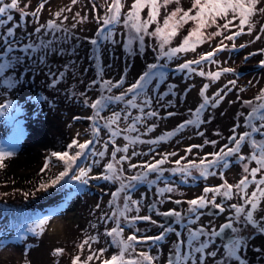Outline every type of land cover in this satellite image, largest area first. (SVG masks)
<instances>
[{"label": "rangeland", "instance_id": "rangeland-1", "mask_svg": "<svg viewBox=\"0 0 264 264\" xmlns=\"http://www.w3.org/2000/svg\"><path fill=\"white\" fill-rule=\"evenodd\" d=\"M5 2H10V0H5ZM41 3H44L45 7L39 12L38 20L29 16L27 21H25L21 19L19 12L15 10L12 12L14 23L26 24V27L17 28L16 38L22 42L31 43L35 40L38 43L34 29L40 24H46L50 19H56L57 23L62 25L61 31L49 34L42 29L41 35L46 40L53 39L54 36L58 37V47H63L65 51L63 54H49L45 63H40L38 60L33 61L32 59L26 61L24 67L30 71L17 69L16 74L20 76V84L14 90L9 89L7 94L0 95V101L14 99L22 108V111L18 114L22 128V134H19L18 140L15 138L16 134L12 126L5 123L4 118H0V138L2 136L8 138L3 145L8 147L9 142L14 143L16 153L11 157L12 160L4 161L3 166H0V226L8 227V243L3 248H0V264H72L75 256L80 255L81 259H85L90 254L91 250L87 245H85L83 250L80 249L79 245L91 235L99 233V242L92 243V250L108 248L109 238L104 236L103 233L106 228L110 229L114 226L112 223L105 224L104 221L99 219L104 213L111 212L109 201L111 193L117 187L112 182L103 179H93L87 186H83L82 191L76 192L68 199H64L63 195L66 194L65 192L68 188H76V182L65 184L62 181L61 185L50 188L47 192L39 190V185L42 182L50 181L60 171H63L62 162L55 157H51L52 152L66 150L67 145L74 138H78L80 142L93 138L91 122L87 119L77 120L74 117H86L92 114L91 109L83 106L82 98L78 95L80 92L86 91L90 102L97 98L100 92L99 83L94 87H88L90 81L99 80V68L95 59H89L94 46L86 38L94 36L98 28L95 18L97 15L103 16L105 14L111 0H77L75 4L72 0H19L20 8L27 12L34 11ZM122 3L124 4L123 12H127L133 0H122ZM192 3L193 0H180L179 5L171 3L166 10L162 8L161 25L164 16L168 12L178 6L187 10ZM261 7H264V0H260L257 5V8ZM58 11L61 12L60 17L55 16ZM147 11L145 9L142 13L143 18L147 17ZM85 17L86 19H84ZM228 18H231V14ZM252 22L255 24L252 33L247 34V27H245V34L238 37L241 40L248 41V48L240 51L228 48L216 54L214 60L212 57L211 60L205 61L204 64L201 63L197 67L193 65L192 67L197 69L196 72H188L187 70L180 72L177 70V65L188 60L199 59L201 55L212 49L218 41L226 40L224 36L238 29L232 28L230 31H224L223 35L212 36V33L218 30L217 25L213 24L204 30L205 42L199 44L194 52L179 53L171 61L165 58L164 63L173 67L176 66V68L167 70L170 74L169 79L165 84L159 86L157 92L151 94L155 97L159 91H167L168 84H174L176 85L175 95L170 94L160 102H156L154 99L152 108L159 112V116L146 118V124H139V132L132 133V135H140L141 139L147 141L156 139L160 135L175 129L179 123L190 118L189 109H195L202 102L200 91L204 84H209L206 93L209 97H212L218 90L223 89L224 91L221 92V95H224V99L219 106L208 107L203 114L208 122L198 128L189 126L175 136L156 144L144 143L137 144L135 147L130 146L129 155H131L132 151L144 153V155L132 156L131 163L154 162V159H159L165 153L175 152L177 155L169 156V162L163 165L164 168L169 169L176 167L173 162L181 157L185 158L181 161L182 164L190 160L198 162L207 153L218 151L223 145L230 143L228 138L233 135L234 124L240 123L243 125L244 123V117L240 116L239 113H247L250 110L243 105L242 101L254 99L264 89V66L261 67L260 64L263 59V51L261 50H264V33L260 31L261 26H264V14L257 13L252 18ZM217 23L223 25L225 21L219 19ZM234 23L238 24V20ZM12 25L13 22H10L5 26V29H0V31H4L6 27H11ZM193 27V22L183 25L178 30V34L172 39L170 46H179ZM63 29H67L68 32H64ZM154 29L155 24L150 27L149 31H154ZM115 31L117 38L120 39V35L126 33L127 29L124 28L123 24H120L115 26ZM28 33L32 34L31 40L27 35ZM257 35L260 36L258 40L256 39ZM66 36H68L67 39H65ZM101 43L104 45L102 57L104 78L116 81L123 76L125 77L124 88L135 82L139 75L146 70L148 64L156 62L158 55L154 51L159 44L155 37L146 36L145 44L142 48L137 41L134 44V52L131 54L123 47V40L115 45L109 42ZM73 49H75V52H73ZM66 64L69 66L74 64L75 66L65 71ZM223 67L232 68L234 72L223 73L215 81L207 76L201 77L198 74L200 69L207 73L208 71H218ZM235 69L240 70L241 73L235 71ZM60 71H65L63 80L54 87L50 86L53 77L49 75V72L59 73ZM16 74H13V78H15ZM231 80H235L236 84H229L228 82ZM2 87L0 86V88ZM242 89L243 91H241ZM73 92L77 93L76 97L72 96ZM118 92V89H113V93L118 94ZM41 96L46 97V101L36 99V97ZM168 100L173 101V103L164 106ZM123 107H125L123 104H112L110 110L106 109L102 115H110L111 110H121ZM148 110L145 109V111ZM131 111L133 115L138 114L137 110ZM168 111L175 112L177 115L169 117L167 116ZM130 122L122 120L121 127ZM153 123L156 128L148 132L147 127ZM245 130V127L242 126L237 129V132L242 133ZM198 132H203L204 135H198ZM106 139V130L102 128L100 133L101 143L93 146L97 150H102V143ZM205 140H215L217 144H205ZM125 143L123 136L117 138L119 146H123ZM192 145H202L203 147L193 148L191 153L187 152L186 149ZM111 150L112 147L110 145L109 154L103 159L92 157L89 154L87 160L78 162V165H91L92 172L90 175L96 176L104 172L103 166L110 161ZM242 151L247 155L251 150L249 146L245 145ZM122 154L119 153L118 157ZM28 157L33 158L32 167L29 169H33L37 175L34 182H25L29 179L26 177L28 176L26 175L27 169L26 167L18 166L20 160ZM46 158H50V160ZM93 159L99 160V163L93 164ZM15 161L18 162L16 166ZM46 162L49 164L47 169L44 168ZM127 163L125 162L124 164L125 168H127ZM255 166L254 162L249 165L250 168ZM138 170L127 169L129 173ZM212 171L217 172V174L210 175L202 180L197 178L198 175L194 171L193 176L195 179L190 178L187 182L181 181L180 174L166 171L156 185H138L132 195L133 198L137 199L142 196L145 197L142 200L144 207H142L140 215L152 214L153 219L160 222L165 221V217L156 215L147 207L154 200L160 199L156 193L157 187H163L165 184L177 186L176 191L165 194L166 197L171 196V200L166 199L164 204L158 205L161 211L173 208L186 211L188 208L186 201L201 195L205 187L220 185L224 180L231 184H236L245 175L243 163H236L234 157L229 169H212ZM221 171L223 176L219 174ZM168 175H173V177L168 178ZM261 175H264V171L259 173L257 178L259 179ZM249 179H251L250 176ZM254 189L255 185H250L249 193ZM25 192L29 193L27 198L24 196ZM176 199L184 201V203L177 205L174 203ZM217 202H222L220 197L217 198ZM239 202H241L239 197H234L232 201H223L226 207L230 203ZM97 204L100 205L99 208H97ZM23 206H27L28 210L36 206L37 210L33 211L34 219L54 213L43 234L38 236L29 234L27 239L24 240L15 238V230L11 228V224L19 222L15 219L18 213L11 210ZM261 207L264 208V201L261 202ZM9 211L10 213H8ZM215 212L217 210L211 207L205 209V214L201 217L199 224L208 225V222L212 221L218 227L225 222L228 212L226 211L220 215L210 214ZM131 215H135V213L133 212ZM260 215H264V212L260 213ZM93 225H96V227L94 228ZM196 226L198 225H193V227ZM135 229H139L138 235L154 236L161 231L156 225L146 221H137ZM135 229H129L125 226V236L131 234V231ZM181 231H184V229L181 228ZM248 232L251 235L246 237L248 244L242 253L246 264H264V235L254 232L251 228L248 229ZM184 235L186 236L187 233L184 232ZM175 239L174 234H169L166 241H162L158 246L150 249L151 254L158 257L155 264H166L169 251L172 248V242ZM222 241V239L216 241L214 247H220ZM149 244L151 242L138 245L137 251L149 250ZM57 248H63L65 250L64 253L54 255L53 253ZM115 251V248H108V251L104 253L101 259L110 258ZM90 264H101V260L94 259ZM206 264H213L212 259L209 258Z\"/></svg>", "mask_w": 264, "mask_h": 264}, {"label": "snow or ice", "instance_id": "snow-or-ice-1", "mask_svg": "<svg viewBox=\"0 0 264 264\" xmlns=\"http://www.w3.org/2000/svg\"><path fill=\"white\" fill-rule=\"evenodd\" d=\"M75 4L77 0H72ZM260 0H193L191 7L184 10L182 7H176L171 12H168L160 22L161 9H167L171 3L179 5L180 0H133L127 12H123L124 4L122 0H111L107 6L103 16H96L98 28L93 37H88L90 44L94 46L92 55L89 59H95L97 67L99 68V80H92L88 87H94L99 83L100 92L97 98L91 100L87 96V92H80L78 95L82 98L81 102L84 107L92 110V114L86 117H74V119H87L91 122L92 139H86L80 142L78 138H74L71 143L67 145L64 151H54L51 157H55L62 162L63 171H60L53 179L48 182H42L39 185V190L47 192L50 188L65 184L76 182V192L83 190V186H87L93 179H103L117 185L115 191L111 193L109 206L110 213H104L99 219L105 224L112 223L114 226L110 229L106 228L104 236L109 238L108 248H115L116 251L110 258L101 259L108 248H101L92 250V243L99 242V233L87 237L80 245L83 250L85 245L91 250L90 254L81 259L80 255L73 258L72 264H90L94 259L101 260V264H155L158 257L151 254L149 250L137 251V246L140 244L151 242V246H158L160 242L166 241L169 234H174L176 239L172 242V248L166 264H206V261L211 258L213 264H246L243 256V250L248 244L246 237H250L248 229L251 228L254 232L264 235V208L261 207V202L264 201V175L259 179L258 174L264 171V89L260 91L254 99L243 100V105L250 110L247 113H239L244 117L243 125L236 123L233 126V135L230 136L229 144L223 145L219 151L207 153L203 158L197 161H188L181 163L184 157L175 160L173 163L176 167L166 169L163 167L169 162V156L177 155L173 153H165L159 159H154V162H143L141 164L131 163L132 156L144 155V153L132 151L129 155V148L135 147L137 144H156L165 141L168 138L175 136L178 132H182L189 126L199 127L207 123L203 114L209 106L217 107L224 99L221 95L223 89L218 90L212 97L206 93L209 84H204L200 97L202 102L198 104L195 109H189L190 118L179 123L175 129L165 134L160 135L156 139L143 140L140 135H132L138 133L139 124H146V118L158 117L159 112L152 108L153 100L156 102L163 101L166 96L175 95L176 85L168 84L167 91H159L158 95L153 97L151 93L157 92L161 84H165L169 79V72L167 71L168 64L163 61L167 58L171 61L179 53L195 51L199 44L205 42L204 30L216 24L218 30L212 33V36L223 35L224 31H230L232 28L238 29L231 33V35L224 36V39L234 41L240 35L245 34V27H247V34H251L255 28L252 18L257 13L264 14V7L257 8ZM27 7V5H25ZM45 7L41 3L34 11L27 12L20 8L19 0H0V29H5V26L13 22L11 27H6V30L0 31V95L8 93L9 89H16L20 84V76L17 69L22 71H30L24 67L25 62L29 59L33 61L38 60L40 63H45L49 54H63L65 49L58 47V37L53 39H44L41 35L42 29L49 34H55L62 29V25L57 23L56 19H50L46 24H40L34 29L38 43L22 42L16 38L17 28L26 27L14 23V16L12 12L15 10L20 13L21 19L27 21L29 16L38 20L39 12ZM147 9V17L143 18L142 13ZM231 18L229 19V15ZM79 15V13H77ZM56 17L61 16V12L55 13ZM67 19V17H65ZM86 19V17L84 18ZM223 19L225 23L219 25L217 21ZM238 20V24L234 23ZM188 22H193L194 27L189 31L188 35L184 37L179 46L172 47L171 41L178 34V30ZM123 24L127 29L126 33L117 38L115 26ZM155 24L154 31H149L150 27ZM75 27V25H73ZM68 32L67 29H63ZM260 31L264 33V26H261ZM29 39H32V34H27ZM155 37L158 41V47L154 49L158 53L156 62L150 63L146 66L135 82L131 83L127 88H124L125 77L113 81L104 78L103 67V47L101 42H109L112 45L124 41L125 47L131 54L134 52V44L138 41L139 45L144 46L145 37ZM68 36L65 37L67 39ZM210 39V37H208ZM256 39H260L257 35ZM246 45H241L245 47ZM227 45L221 41L216 48L211 52H207L196 60H188L177 65V70L184 72H196L197 69L193 65H200L203 61H209L217 51H222ZM235 48V44L232 45ZM264 51V50H261ZM75 52V49H73ZM264 64V61L261 62ZM75 65H65V71ZM65 71L59 73L49 72L53 77L50 86H55L63 80ZM232 68H222L218 71L207 73L200 69L198 74L201 77H209L211 80H218L223 73H232ZM13 74L15 78H13ZM235 85L236 81L228 82ZM113 89H118L119 92L113 93ZM230 91V89H228ZM243 91V89L241 90ZM226 94V93H225ZM73 97L77 93H72ZM37 100L46 101V97H36ZM173 101H166L167 105H171ZM112 104H123L121 110H111L110 115H102L106 110H110ZM145 109H149L145 111ZM131 110H137L138 114L133 115ZM22 108L14 99H4L0 101V117L4 118V122L11 125L15 131L16 139L19 134H22L21 121L18 119V114ZM177 113L168 111L167 116H175ZM128 122L124 127H121V121ZM245 127V131L238 133L237 129ZM102 128L106 130L107 139L102 143V150H97L93 145L100 144V133ZM156 128L153 123L147 127V131L151 132ZM198 135L203 136V132H198ZM123 136L126 143L123 146L117 144V138ZM205 144H217V141H204ZM111 145L110 153L111 159L104 164V172L92 176V166H79L78 161L91 154L92 157H99L103 159L108 155V149ZM247 145L251 151L249 154H242V148ZM203 147L202 145H192L186 149L191 153L193 148ZM15 144L9 142V146L5 147L0 143V166L6 158L14 156ZM12 149V150H10ZM151 151V149H150ZM119 153H123L119 155ZM209 157H211L209 159ZM243 163V172L245 175L236 183L231 184L227 180L217 186H209L203 189L201 195L187 200L188 208L186 211H180L175 208L161 211L158 205L165 203V200H171V196L167 193H173L177 190V186L165 184L163 187H157L156 193L160 199L154 200L148 204L147 207L151 212L160 217L169 218L163 222L153 219L152 214L140 215L142 207H144L142 200L133 198L132 192L136 190L138 185L153 186L157 184L163 174L168 171L173 174H180L182 182H187L190 178L195 179L193 172L198 173L199 177L207 178L210 175H216L217 172L212 169L227 170L232 164V158ZM50 160V158H46ZM125 162L127 168L124 167ZM254 162L255 167H249ZM99 160L93 159V164H98ZM49 164L46 162L44 168L47 169ZM127 169L136 170L129 173ZM155 174V176H153ZM223 176V172L219 173ZM249 176L251 179H249ZM67 178V179H66ZM250 185H255V189L249 193ZM211 194V196H209ZM24 196L27 198L29 193L25 192ZM220 197L222 202H217ZM234 197H239V203H230L225 206L223 201H232ZM175 204L180 205L184 203L179 199L174 201ZM100 205L97 204V208ZM216 209L217 212L210 213L211 215H220L228 212V216L222 224L218 227L212 221L208 225L199 224L201 217L205 214L204 210L208 208ZM135 215H131V213ZM54 213L46 214L41 218H32L25 216L22 223L19 225L11 224V228L15 230V238L18 240L27 239L29 234L41 235L44 233L46 225L52 218ZM137 221H146L152 225H156L161 231L157 235H138L139 229H135ZM193 225H198L193 227ZM125 226L131 231V234L125 236ZM95 228L96 225H93ZM181 228L184 231H181ZM7 226H0V248H3L8 243ZM184 232L187 235H184ZM221 237L225 239L221 242L220 247H214L216 241ZM63 248H57L54 255H61L64 253ZM258 251H260L258 249Z\"/></svg>", "mask_w": 264, "mask_h": 264}, {"label": "bare ground", "instance_id": "bare-ground-1", "mask_svg": "<svg viewBox=\"0 0 264 264\" xmlns=\"http://www.w3.org/2000/svg\"><path fill=\"white\" fill-rule=\"evenodd\" d=\"M31 128H32V125H31ZM33 129V128H32ZM8 140V138H6V136H2L1 138H0V142L1 143H5L6 141ZM49 143H50V141H48ZM14 159V158H13ZM32 157H28V158H25V159H23V160H20L19 161V163L18 162H16L15 161V166L17 165V163H18V166L19 167H26V169H27V174L26 175H28V176H26V177H28L29 179L28 180H26V177H25V182H34L35 181V179H36V177L35 176H37L35 173H34V171H33V169H29V168H31L32 167ZM7 160H12L11 159V157H8V158H6L4 161H7ZM15 160V159H14ZM20 164V165H19ZM34 175V176H32V175ZM57 205V204H56ZM55 205V206H56Z\"/></svg>", "mask_w": 264, "mask_h": 264}, {"label": "trees", "instance_id": "trees-1", "mask_svg": "<svg viewBox=\"0 0 264 264\" xmlns=\"http://www.w3.org/2000/svg\"><path fill=\"white\" fill-rule=\"evenodd\" d=\"M227 31V30H226ZM221 41H223V43H225V42H227V40H221ZM221 41H218L216 44H215V46L217 45V44H219ZM235 71H237V72H241L240 70H238V69H235ZM1 118V117H0ZM85 158V157H84ZM84 158H82L80 161H82V160H84ZM80 161H78V162H80ZM77 162V163H78ZM67 191H70V189L68 188L67 190H66V192ZM0 197H1V194H0ZM5 209H7V208H5ZM35 210H37V208H36V206H34L33 208H31L30 210H28L27 209V206L25 207V206H23V207H21V208H17V209H15V210H11V211H15V212H17L18 214L15 216V219H17L19 222H17V224L16 225H19L20 223H22L23 222V220H24V218H25V216H27V217H32V214H33V211H35ZM8 213H10V211L8 212ZM12 213V212H11Z\"/></svg>", "mask_w": 264, "mask_h": 264}, {"label": "water", "instance_id": "water-1", "mask_svg": "<svg viewBox=\"0 0 264 264\" xmlns=\"http://www.w3.org/2000/svg\"><path fill=\"white\" fill-rule=\"evenodd\" d=\"M169 218H166V220H168ZM222 239H225L224 237H221Z\"/></svg>", "mask_w": 264, "mask_h": 264}]
</instances>
